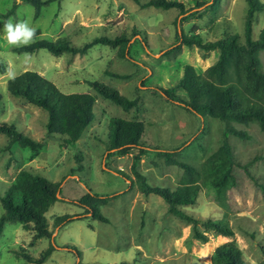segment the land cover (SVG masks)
I'll use <instances>...</instances> for the list:
<instances>
[{
  "label": "rangeland",
  "instance_id": "obj_1",
  "mask_svg": "<svg viewBox=\"0 0 264 264\" xmlns=\"http://www.w3.org/2000/svg\"><path fill=\"white\" fill-rule=\"evenodd\" d=\"M179 1L189 12L178 15L175 8L143 7L135 0H53L43 5L35 18L29 2L0 0V60L6 64L5 72H0V120L14 123L21 132L42 142L33 150L17 143L8 145L7 136L0 134V195L23 168L60 182V199L45 213L51 237L35 238L31 230L6 221L0 235V264H29L18 251L27 249L39 257L51 243L55 248L50 255L32 264H211L215 245L229 239L235 240L249 264H259L264 253V131L257 123H229L250 135L240 138L228 133L226 137L232 146L237 178L226 200L231 237L206 232L200 224L194 228L192 223L167 213L161 197L141 194L133 181L118 172L134 177L131 164L137 150L108 155L106 129L112 116L142 120L146 145L176 149L178 159L196 167L224 138L227 123L186 110L162 96L156 87L173 88L185 64L200 73L218 57L217 49L176 46L178 31L200 33L205 39L228 33L242 36L247 1L219 0L214 8H209L212 0ZM9 19L13 23L26 21L39 30V37L67 36L77 45L95 35L126 33L130 58L119 57L115 49L103 44L75 55L55 56L45 49L18 52L4 39L3 25ZM263 26L264 9L255 13L253 38H258ZM258 54L264 69V50ZM26 69L39 72L64 93L91 92L89 81L97 80L115 86L130 98L137 96L138 102L125 110L98 96L92 122L77 140L63 142L59 136H48L45 110L8 92L9 71L16 75ZM110 72L126 76L115 77ZM176 91L183 93L178 87ZM138 168L149 184L171 188L183 172L163 157L147 152L140 155ZM88 192L106 196L99 205L106 221L93 218L79 203ZM185 209L202 218L223 215V208L204 187L196 202ZM2 211L0 202V215ZM64 214L82 219L55 226V218ZM64 243L69 246L62 247Z\"/></svg>",
  "mask_w": 264,
  "mask_h": 264
},
{
  "label": "trees",
  "instance_id": "obj_2",
  "mask_svg": "<svg viewBox=\"0 0 264 264\" xmlns=\"http://www.w3.org/2000/svg\"><path fill=\"white\" fill-rule=\"evenodd\" d=\"M25 1L33 6V15L36 18L40 14L41 7L53 0ZM135 1L143 7L175 8L178 10V15H184L190 10L179 0ZM218 1L212 0L209 8H214ZM246 1L242 36L239 33H228L215 39H205L200 33L184 34L178 31V45L176 46L183 44L194 45L205 50L217 49L218 57L214 63L200 73L192 65L185 64L182 75L173 88L156 87L162 96L177 102L186 110L201 117L207 115L227 123L221 144L198 167L178 159L175 156L176 149H161L158 146L146 145L142 139L145 124L140 119L112 116L107 122L106 129L108 155L125 154L137 150L133 154L131 164L134 177L122 170H117L124 178L133 181L141 194L161 197L166 202L167 213L192 223L194 228L200 224L206 232L227 237L233 235L228 217L227 193L237 184V178L233 171L236 161L232 146L226 137L228 133L240 138L250 137L244 130L230 126L229 123L237 122L247 125L255 122L260 130L264 131V69L260 65L258 54L260 50H264V26L258 38L252 37L255 13L264 9V2L261 0ZM15 3L16 1L14 5ZM203 4L205 2L201 3ZM39 34V30L36 29L33 43L24 47H15L14 50L34 52L38 49H45L55 56L63 53L75 55L86 53L95 44H103L115 49L119 57L130 58L128 53L130 38L126 33L113 37L105 34L95 35L79 45L73 43L67 36L49 39L39 37ZM5 70L6 64L0 60V72L3 73ZM109 74L115 77L126 76L117 72ZM89 84L92 88L91 92L64 93L50 80L31 69L23 70L6 81L7 90L11 95L24 97L29 103L47 112L48 136L52 138L59 136L63 142L77 140L92 122L98 96L112 101L125 110L137 105V96L130 98L115 86L97 80L89 81ZM176 87L183 91L182 95L177 93ZM0 134L7 136L8 145L17 143L21 147H29L33 150L42 145L41 141L21 132L11 122L0 120ZM146 152L163 157L167 164L183 169L174 188L148 183L145 174L138 168L140 155ZM59 185V181L49 180L25 168L20 169L0 195L3 209L0 215V235L4 223L14 221L19 223L24 230H31L35 238L51 237L52 231L48 229L45 213L56 200L60 199ZM130 185L132 186V183ZM203 187L212 192L216 203L223 208L222 217H196L185 209V206L196 202L199 191ZM105 200L106 196L88 192L79 199V203L91 212L93 218L106 221L107 219L99 210V205ZM74 219L82 218L80 215L64 214L55 218L54 225L58 226ZM198 235L204 237L201 232ZM64 246H69V244L64 243L62 247ZM54 248L52 243L49 244L41 251L39 257H34L27 249H22L17 253L29 264L40 263L50 255ZM210 260L211 264H249L234 239L218 242L211 253ZM121 264L130 263L124 261ZM259 264H264V253Z\"/></svg>",
  "mask_w": 264,
  "mask_h": 264
},
{
  "label": "clouds",
  "instance_id": "obj_3",
  "mask_svg": "<svg viewBox=\"0 0 264 264\" xmlns=\"http://www.w3.org/2000/svg\"><path fill=\"white\" fill-rule=\"evenodd\" d=\"M4 39L7 44L12 47H24L34 42L36 30L31 27L26 21H18L13 23L9 19L3 25ZM8 75L11 77L14 74L9 71Z\"/></svg>",
  "mask_w": 264,
  "mask_h": 264
},
{
  "label": "bare ground",
  "instance_id": "obj_4",
  "mask_svg": "<svg viewBox=\"0 0 264 264\" xmlns=\"http://www.w3.org/2000/svg\"><path fill=\"white\" fill-rule=\"evenodd\" d=\"M224 239H226V238H224Z\"/></svg>",
  "mask_w": 264,
  "mask_h": 264
}]
</instances>
